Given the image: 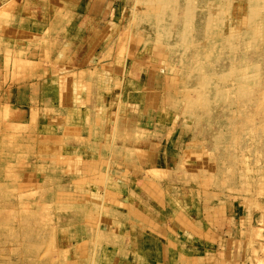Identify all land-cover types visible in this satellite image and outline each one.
Instances as JSON below:
<instances>
[{"label":"rangeland","instance_id":"374dc122","mask_svg":"<svg viewBox=\"0 0 264 264\" xmlns=\"http://www.w3.org/2000/svg\"><path fill=\"white\" fill-rule=\"evenodd\" d=\"M152 1L0 0V264H264V0Z\"/></svg>","mask_w":264,"mask_h":264},{"label":"crops","instance_id":"0c3cea01","mask_svg":"<svg viewBox=\"0 0 264 264\" xmlns=\"http://www.w3.org/2000/svg\"><path fill=\"white\" fill-rule=\"evenodd\" d=\"M94 1V0H92ZM63 2V1H62ZM58 5V4H57ZM80 6H86V1L84 4H80ZM225 222L222 224V228H217L215 232L213 231H208L209 235H212L214 237L217 236L218 242H212V241H204V242H199L198 247L199 252L194 253L193 255H185L184 253H180L176 251V249H173V252H170L168 250V244L170 243L169 240L165 241H160L157 240L156 237L152 238L154 239L157 244L159 245V250H161V254H155L151 253L148 250V253L144 251V246L143 242L147 240L146 237L147 234L142 233V240L140 243L137 242H128V257H129V264H169L170 258L168 257V254L165 252V250L169 251L168 253L171 255L173 254L180 260L181 257L188 258L189 264H200V261H203L204 259L206 260H213L215 261L214 263L212 262L211 264H217L218 259L222 258H228L231 262H236L235 264H239L241 262V253L237 254L236 252H232L231 248L233 246V243L239 242L238 238L233 237L234 234L236 236L241 235L242 232V227L240 226V217L238 215L232 214L230 216H225ZM219 229V230H218ZM145 238V239H144ZM161 238H163L161 236ZM148 242H153L148 241ZM191 242V246H192ZM194 244V243H193ZM239 244V245H240ZM194 246V245H193ZM220 246V247H219ZM218 248H222L221 251H218ZM163 253V255H162ZM231 257V258H230ZM131 260H134L135 262H132ZM225 262V260L223 259ZM203 264V263H201ZM229 264V263H228Z\"/></svg>","mask_w":264,"mask_h":264},{"label":"bare ground","instance_id":"6f19581e","mask_svg":"<svg viewBox=\"0 0 264 264\" xmlns=\"http://www.w3.org/2000/svg\"><path fill=\"white\" fill-rule=\"evenodd\" d=\"M152 2L153 3L150 4L151 8H153V10H155V11H159V10H156L157 6H155V5H157V3H159V0H153Z\"/></svg>","mask_w":264,"mask_h":264}]
</instances>
